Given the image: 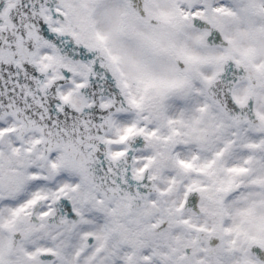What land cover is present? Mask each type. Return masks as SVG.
<instances>
[{
	"label": "snow or ice",
	"instance_id": "6c2138e0",
	"mask_svg": "<svg viewBox=\"0 0 264 264\" xmlns=\"http://www.w3.org/2000/svg\"><path fill=\"white\" fill-rule=\"evenodd\" d=\"M0 264H264V0H0Z\"/></svg>",
	"mask_w": 264,
	"mask_h": 264
}]
</instances>
